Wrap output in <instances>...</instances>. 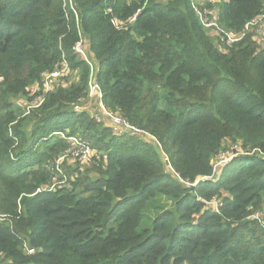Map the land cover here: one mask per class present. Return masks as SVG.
Returning <instances> with one entry per match:
<instances>
[{"label": "trees", "instance_id": "obj_1", "mask_svg": "<svg viewBox=\"0 0 264 264\" xmlns=\"http://www.w3.org/2000/svg\"><path fill=\"white\" fill-rule=\"evenodd\" d=\"M0 264H264V0H0Z\"/></svg>", "mask_w": 264, "mask_h": 264}, {"label": "built area", "instance_id": "obj_2", "mask_svg": "<svg viewBox=\"0 0 264 264\" xmlns=\"http://www.w3.org/2000/svg\"><path fill=\"white\" fill-rule=\"evenodd\" d=\"M196 1H203V0H196ZM195 2V1H194ZM204 18V22L206 26H213L215 23L213 20H207L208 16L207 15H203ZM234 39L231 38V41H233ZM78 48L81 51L82 50V46L79 43L78 44ZM67 69L65 66H63L61 69H57V71H54L53 73H51L50 75L47 76L46 81L44 82V88L49 89L51 87V84L53 82V77L66 73ZM100 88V86L98 85V83H96L95 81H92L90 84V91L91 93H94L95 91H97ZM111 119L114 125L118 126V127H130L129 123L127 121H125L124 119H122L121 117L111 113L110 111H108L107 113ZM72 143L74 145V150H72V155L74 157L80 156L81 159L83 160H88L90 159V153H91V149L89 148V146H85L83 144H81L79 141L75 140L74 138L71 139ZM32 251V250H31Z\"/></svg>", "mask_w": 264, "mask_h": 264}, {"label": "rangeland", "instance_id": "obj_3", "mask_svg": "<svg viewBox=\"0 0 264 264\" xmlns=\"http://www.w3.org/2000/svg\"><path fill=\"white\" fill-rule=\"evenodd\" d=\"M206 27H208V26H206ZM39 89H40V87H39ZM36 92V90H35V88H33L32 90H31V95H33L34 93ZM34 101V103H37L38 102V99H37V97L35 98V100H33ZM27 102L25 101V104H26ZM230 156H226V155H222L218 160H217V162H216V164L218 165L219 163H222V161H224L223 159H228Z\"/></svg>", "mask_w": 264, "mask_h": 264}]
</instances>
